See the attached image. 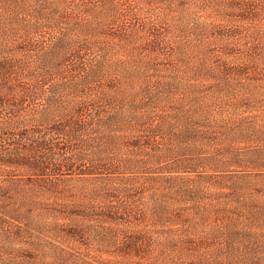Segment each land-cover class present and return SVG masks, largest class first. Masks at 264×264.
Wrapping results in <instances>:
<instances>
[{
	"label": "rangeland",
	"instance_id": "rangeland-1",
	"mask_svg": "<svg viewBox=\"0 0 264 264\" xmlns=\"http://www.w3.org/2000/svg\"><path fill=\"white\" fill-rule=\"evenodd\" d=\"M11 1L23 6L0 20V61L21 70L0 72V159L12 151L58 172L39 177L0 164V264H264V0ZM60 42L69 48L55 54ZM75 53L92 67L104 64L97 83L80 84L89 67L75 74L82 66ZM50 67L53 74L35 81ZM177 80L183 86L168 94L165 83ZM130 87H147L157 100L142 112L148 120L120 123L112 134L101 121L113 113L105 97L129 110L123 91ZM51 98L81 126L83 142H67L56 125L39 126L33 111L53 114ZM172 124L198 134L185 141L191 152L145 140V131ZM75 159L66 170L63 160ZM89 159L133 161L134 171L118 178L133 194L199 189L203 221L182 203L175 229L182 236V224L196 220L193 246L150 244L118 257L89 236L84 247L66 237L65 226L86 223L73 214L92 204L93 180L105 179L83 175ZM184 161L196 172H182Z\"/></svg>",
	"mask_w": 264,
	"mask_h": 264
},
{
	"label": "trees",
	"instance_id": "trees-1",
	"mask_svg": "<svg viewBox=\"0 0 264 264\" xmlns=\"http://www.w3.org/2000/svg\"><path fill=\"white\" fill-rule=\"evenodd\" d=\"M0 6V20H2L4 15H7L6 18H8L11 10L16 13L23 5L13 3L11 0H0ZM5 10H9V13L7 14ZM6 18L3 21H5ZM1 27L3 26H0V29ZM68 48L69 46L66 42H60L58 43V48L56 47L57 51L55 54H61ZM73 58L82 64L81 67H76L78 70L74 72L75 74H85L84 67H89L85 81L80 83L81 85H92L100 80L104 71V64L102 62L92 67L89 62L82 63V56L78 53H75ZM47 65H49V63ZM52 69L53 67L47 68V72H50L49 74H37L35 81L39 78H46L50 74H53ZM4 70H7L5 73L6 76L16 77V72L21 69L19 65H11L8 60L2 59L0 61V72H4ZM139 77L140 75L137 73V78ZM146 77H149V75ZM75 85L79 84L75 83ZM144 85H147V83H144ZM182 86L183 85L177 80L166 82L164 88H166L168 94L171 93L172 95L174 90H179ZM123 92L124 95L129 96L132 100L128 105L129 110H127L123 103L121 106L114 107V99L106 96L105 103L108 107L113 109H111L113 113L107 118H103L104 114H98L100 118H103L101 121L110 131H112V134H116L120 130L118 129L121 127L119 125L120 123H124L125 125L126 123L137 121L142 123V120H148L149 118H146V115H148L149 112L147 114H143L142 112L146 108L149 109L157 100L156 95H153L147 87H142L140 89L130 87ZM40 93L41 88L30 92L33 98L38 97ZM124 95L121 94V98H125ZM137 97L139 99L144 97L147 101L144 100L142 103H136ZM49 101V107L53 109V114L50 112L48 116H44V112L40 113L38 111L36 112V110L33 111V115L39 123V126L55 127L56 125L61 129V133H68V135H66L67 142H71L73 138H75L77 142H80L83 136L81 126L74 123L73 119L68 117V111L65 110L63 105H59L60 103L57 100L55 101L54 98H51ZM131 103L135 107L132 106ZM4 104V99L0 97V107ZM56 119H59V122H56ZM176 119L179 121L182 120L178 114H176ZM95 126V128L99 129V125ZM183 128V130L178 128V124H172L166 127L159 126L156 129L145 131V140L149 143L150 141H152V143L155 141L157 144L165 142L166 145L177 148L179 152L186 153L184 150L190 151L184 146L185 141L188 140V136L196 138L198 134H193V132L188 133L187 126ZM52 130L56 131L57 129L52 128ZM81 142L83 141L81 140ZM37 144L40 150H47L48 145L46 141ZM10 152L7 154L4 151L5 159H0L1 165L6 167H29V169L35 171L39 177L45 175L48 176V173L55 171V169L54 171L51 169L52 164H50L47 160H45V162L36 160L30 161L21 159L18 155ZM168 154L171 153L169 152ZM63 161L64 168L71 171L73 169L74 162L76 163L78 160ZM193 163L195 162L184 161L182 162L180 169L185 170L182 172H196ZM87 164L89 167L83 172V175L99 176L103 174L105 179H99L101 180L100 183L97 180H93L98 183V187L93 194L91 201L92 204H89V207L83 205L79 209V213L76 212L73 214L74 218L79 221L84 220L86 223L79 222L65 226L66 231L64 233L66 237L72 241L81 243L84 247L88 245L84 244L81 240L86 238V236H89L92 242L100 245V248H103L104 246L117 248V251H115L113 255L118 257L122 256L130 249H145L150 244H163L165 247L169 248H178L179 244H187V246L190 247L193 246L191 237L194 235L192 232H197L199 226L196 220L185 221L183 224H179H182V227H184L182 229H178V231H184L182 236L177 235V230L175 229L177 228L178 222H180L181 209L178 210V208H181L182 203H184L183 205L185 207L187 206L190 210L197 213L199 222L203 221V213H200L198 208V200L200 198L199 194L201 193L199 189L176 187L174 189L170 188V190L164 192L162 195L157 196L152 192L150 193V190L145 189L137 194H133L134 190L128 188L130 182L118 179L121 175L130 174L134 171L136 165L133 161H120L118 159H89ZM116 164L121 165V167L116 166ZM143 195L144 197H142ZM147 218H149L150 221L147 220ZM150 225L151 227H149ZM49 226L60 230V227L63 225L59 223H54L53 225H50V223H44L43 229H47ZM198 236L200 237V235ZM140 253H142V251H140ZM242 263L245 264L246 262L243 261ZM83 264L87 263L84 262Z\"/></svg>",
	"mask_w": 264,
	"mask_h": 264
}]
</instances>
